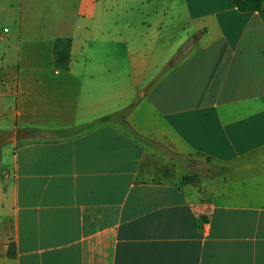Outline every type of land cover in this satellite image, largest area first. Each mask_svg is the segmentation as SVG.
<instances>
[{
    "label": "crops",
    "instance_id": "obj_1",
    "mask_svg": "<svg viewBox=\"0 0 264 264\" xmlns=\"http://www.w3.org/2000/svg\"><path fill=\"white\" fill-rule=\"evenodd\" d=\"M0 141V264H264V3L0 0Z\"/></svg>",
    "mask_w": 264,
    "mask_h": 264
},
{
    "label": "trees",
    "instance_id": "obj_2",
    "mask_svg": "<svg viewBox=\"0 0 264 264\" xmlns=\"http://www.w3.org/2000/svg\"><path fill=\"white\" fill-rule=\"evenodd\" d=\"M232 2L239 12L252 13V12H258L261 9L264 3V0H232ZM70 49H71V39L70 38H60V39L55 40L54 45H53V64H54V68L56 71L65 72L69 70ZM131 107L132 105L127 107L123 111L117 113V115L120 118V120L117 121V123L124 131H126L127 134H129L137 142L152 148L154 146L153 143L136 135L124 123L123 117L129 112ZM113 117L114 116H105L90 124L75 128L74 130L78 132L85 131L87 129L93 128L96 125L110 122L112 121ZM24 133L29 135L31 138H44V135H45L42 131L32 129V128L26 129ZM56 134L59 136H64L66 135V132L60 131V132H57ZM0 158H1V153H0ZM206 163L209 164L210 163L209 160H206ZM195 178H196L195 175L194 176L184 175L182 178L181 184L182 185L189 184ZM10 249L11 247L9 248L7 255L9 257H12L13 253Z\"/></svg>",
    "mask_w": 264,
    "mask_h": 264
},
{
    "label": "rangeland",
    "instance_id": "obj_3",
    "mask_svg": "<svg viewBox=\"0 0 264 264\" xmlns=\"http://www.w3.org/2000/svg\"><path fill=\"white\" fill-rule=\"evenodd\" d=\"M2 83V81H1ZM138 109V108H137ZM6 141V139H4ZM1 143V141H0ZM154 146L151 148L153 151H156L158 153H163L164 155H167L170 159H172L174 162H176L177 165L181 167V170L189 176L194 175H206V168L205 163L199 158H192L189 156H175L174 154H171L167 148H165L164 144H158L154 143ZM160 155V154H159ZM193 162L191 165L190 163Z\"/></svg>",
    "mask_w": 264,
    "mask_h": 264
},
{
    "label": "built area",
    "instance_id": "obj_4",
    "mask_svg": "<svg viewBox=\"0 0 264 264\" xmlns=\"http://www.w3.org/2000/svg\"><path fill=\"white\" fill-rule=\"evenodd\" d=\"M6 32H7V30H6V29H4V30H3V33H6Z\"/></svg>",
    "mask_w": 264,
    "mask_h": 264
}]
</instances>
